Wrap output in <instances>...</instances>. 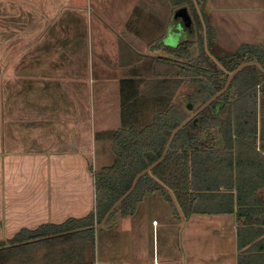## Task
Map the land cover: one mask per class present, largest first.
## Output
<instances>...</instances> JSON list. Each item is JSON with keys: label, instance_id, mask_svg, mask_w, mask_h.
<instances>
[{"label": "crops", "instance_id": "1", "mask_svg": "<svg viewBox=\"0 0 264 264\" xmlns=\"http://www.w3.org/2000/svg\"><path fill=\"white\" fill-rule=\"evenodd\" d=\"M152 3L0 0V243H9L21 230L86 217L95 204L92 171L113 162V132L142 127L170 105L165 91L170 75L179 83L177 69L156 61L152 53L144 56L138 51L148 50L150 43L156 44L154 50L174 48L184 41L185 34L176 22L149 27L146 20L153 11ZM210 11L207 8L209 24L218 31L220 22ZM146 79H153L150 88ZM149 89L152 96L146 97ZM257 194L264 196V189L259 188ZM152 198L145 197L133 216L103 225L96 232L102 229L112 242L120 235V226L128 227L136 238L128 249L129 264H188L195 255L185 245L195 242L194 238L199 241L198 237L186 236L184 248H179L175 240L173 243L161 235L159 246L158 230L165 234L166 229L175 227L184 235L188 224L197 222L180 215L162 197L157 201ZM147 202L164 213L161 223L139 213ZM205 216L218 220L207 222L213 223L208 233L219 235L225 244L222 248L217 244L221 250L209 256V263L237 264L243 221L234 214ZM149 219L152 238L146 241L153 253L150 260H143L139 245ZM247 254L249 261L260 264L255 260L261 259L263 252Z\"/></svg>", "mask_w": 264, "mask_h": 264}, {"label": "trees", "instance_id": "2", "mask_svg": "<svg viewBox=\"0 0 264 264\" xmlns=\"http://www.w3.org/2000/svg\"><path fill=\"white\" fill-rule=\"evenodd\" d=\"M167 2L174 13L186 8L197 17L192 0ZM196 3L200 7V1ZM198 25L202 29L199 21ZM209 36L206 33L207 40ZM196 42L201 54L195 58L189 53L195 43L186 40L167 48L172 57L155 59L174 66L178 77L193 89L194 94L187 99L193 109L206 103L226 82L225 74L204 51L203 32ZM216 59L228 71L252 60L264 68V51L257 46L244 45L235 55ZM188 117L182 107L169 105L143 127L114 131L112 164L97 171L90 169L94 178L93 211L82 219L21 230L9 243H0V264H34L36 255L48 259L43 261L46 264L84 262L86 248L94 242V226L129 190L134 177L159 159L172 130ZM259 188L264 189V76L255 67H246L233 76L216 101L175 135L163 161L137 180L104 225L116 221V214L119 218L133 216L145 197L159 195L185 218L234 214L243 221L238 233L237 264H254L248 252H263L255 262L264 264V238L256 242L264 236V196L257 194ZM26 241L33 243L16 245ZM35 243L45 245L31 248Z\"/></svg>", "mask_w": 264, "mask_h": 264}, {"label": "rangeland", "instance_id": "3", "mask_svg": "<svg viewBox=\"0 0 264 264\" xmlns=\"http://www.w3.org/2000/svg\"><path fill=\"white\" fill-rule=\"evenodd\" d=\"M152 1L153 3L151 4V8L153 9V11L149 13L146 20L150 21L148 24L149 27H167L168 25L171 26L172 24L175 25L177 23L178 20H176L173 16L175 10L168 4L167 0ZM199 1V10L202 16V21L205 25L206 33L210 35V40H207L209 45L208 50L214 57L224 59L225 57L235 55L236 52L244 45L257 46L264 51V0H209L210 3L208 4H205L206 0ZM207 8L208 10L211 9L210 14L220 22V24L218 25V31H213L212 29L215 28H212L209 24L206 13ZM188 12L192 20V30L190 32H184V40L188 39L194 41L195 44L190 48L189 53L190 57L195 58L199 56V54H201L199 45L196 41L199 39L201 33L203 32V28L200 29L198 25V21L201 23V19L198 13L196 17L191 9H189ZM130 26H133L134 28L139 27L136 24H130ZM141 31H143V29ZM122 35L127 38V34L125 32ZM150 45L151 47H149L148 50L142 52H139V50L138 53L144 56L152 53L155 59L158 57H172V55H170V53H168V50L164 47H159L161 48V50H154L151 48L157 47L156 44L150 43ZM170 71L171 70H169V72ZM168 79V90H166L165 92L169 95L168 97L170 105H178L183 108L185 113L190 115L191 113L187 110L186 106L188 104V97L194 94L193 89L190 86L186 85L184 78L180 77L179 83L173 81L172 75H170ZM138 80L140 82L142 78H138ZM152 80L153 79H146L144 83L148 84V87L150 88L152 85ZM146 93V97H151L153 91L149 89L148 91H146ZM164 105V103L161 104V106ZM196 108H198V106ZM164 110L165 109H163V111ZM149 122L150 121H145V125L149 124ZM110 164H108L107 166H109ZM152 199L157 201L158 199H160V197L158 195H153ZM147 203L149 204V206H147L148 204H143L141 208H139V213H143V215H147L149 218L154 217L161 223L164 218V213H161L159 208L155 210L151 207V204L149 202ZM170 212L172 213L171 210H169V213ZM116 215L115 218L117 217L118 221L124 219L121 217L119 218V216ZM210 217L205 215H192L191 220L189 219V221H196L197 223L191 222V224H188V227L184 230V235L182 234L183 231H181V229L178 230V228L175 227L166 229L165 234H160L159 229L157 243L160 246V244L162 243L161 235H163L167 239L172 240L173 243L176 242L175 244L180 248L183 247L182 242H184L183 239L186 236H196L198 237L199 241L194 238L195 242L192 243L190 241L188 246L187 243L185 245V248H187L188 252L195 255L190 258L188 264H210L208 261L209 256L214 254L215 251H220L221 248L225 245L219 235H216L215 233H213V235L211 236L209 235L208 232L211 231V225L213 223L210 224L207 222L218 221L216 218ZM220 217L225 219L224 216ZM168 219H171L170 216L168 217ZM171 221L172 223H175L173 220ZM147 222L143 226L145 239L139 245L142 248L141 253L143 254V260H150L153 253V249H150V247H152L150 246L151 243L149 244L148 241H146L148 237L152 238L151 220L149 219ZM128 223L129 222H127V224ZM192 226L194 227L193 231L192 229H190L192 228ZM118 229L120 231V235L115 236L117 237V239H112L114 240L112 242L110 239L111 236H109L110 234H106V232L102 229H99V232L97 230V239L94 240L93 243H90L86 248V251L84 253V262L82 261L81 264H129L131 257H129L128 249L132 243H135L134 240L136 238L132 235V233L128 231V227L122 229V226H120ZM189 229L192 231L191 234H189ZM194 239L191 238L190 240ZM217 244H219L221 248L217 246ZM44 245V243H35L31 245V248ZM132 245L134 246V244ZM173 250H176V248H173ZM38 259H41L42 261H38ZM44 260L47 261L48 259ZM44 260L42 258H39L38 255L34 257V263L39 262L41 264H46L43 262ZM60 261L62 263L59 264L66 263L64 262L66 260ZM152 262H150V264H152Z\"/></svg>", "mask_w": 264, "mask_h": 264}, {"label": "water", "instance_id": "4", "mask_svg": "<svg viewBox=\"0 0 264 264\" xmlns=\"http://www.w3.org/2000/svg\"><path fill=\"white\" fill-rule=\"evenodd\" d=\"M193 4H194V7L201 19V24H202V28H203V48H204V51L206 53V55L209 57V59L225 74L226 76V82H225V85L224 87L218 91L212 98H210L206 103H204L202 106H200L199 108L197 109H193V105L191 103H188L186 108L188 111L191 112V114L189 115L188 118H186L182 123H180L177 127H175L172 132L170 133L168 139H167V142L164 146V149H163V152L161 154V156L159 157V159L157 161H155L154 163H152L150 166H148L145 170H143L142 172H140L138 175H136L133 179V182L131 184V187L129 188V190L124 194L122 195L114 204L113 206L110 208V210L108 211V213L106 214V216L104 217L103 221L97 225V226H94V229H98L100 227H102L106 220L108 219V217L112 214V212L115 210V208L133 191L135 185H136V182L137 180L144 174L146 173H150L151 170L157 166L161 161H163L169 147H170V144L173 140V138L175 137V135L182 129L184 128L188 123H190L195 117H197L204 109H206L207 107H209L214 101H216L229 87V84L231 82V79L233 78V76L235 74H237L239 71H241L243 68H246V67H255L263 76H264V68L262 67V65L260 63H258L257 61L255 60H252V61H246V62H243L241 64H239L234 70L232 71H228L226 70L222 65L221 63L216 59V57H214L208 50V43H207V38H206V28H205V25L202 21V16L200 14V10H199V7L196 3V0H192ZM174 18H179L182 22V25L187 28L189 30V32L192 30V20L190 18V15L187 11L186 8H181L179 10H177L175 13H174ZM12 245L10 246H7V247H11Z\"/></svg>", "mask_w": 264, "mask_h": 264}, {"label": "flooded vegetation", "instance_id": "5", "mask_svg": "<svg viewBox=\"0 0 264 264\" xmlns=\"http://www.w3.org/2000/svg\"><path fill=\"white\" fill-rule=\"evenodd\" d=\"M177 23H178L179 26H181L182 31H184L185 33H186V31H189L187 28H185V27L182 25V22L177 21ZM186 40H188V39H185L184 41H186ZM190 41H191V40H190Z\"/></svg>", "mask_w": 264, "mask_h": 264}, {"label": "built area", "instance_id": "6", "mask_svg": "<svg viewBox=\"0 0 264 264\" xmlns=\"http://www.w3.org/2000/svg\"><path fill=\"white\" fill-rule=\"evenodd\" d=\"M153 224L156 225V222H154ZM154 264H155V262H154Z\"/></svg>", "mask_w": 264, "mask_h": 264}]
</instances>
